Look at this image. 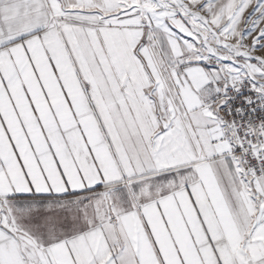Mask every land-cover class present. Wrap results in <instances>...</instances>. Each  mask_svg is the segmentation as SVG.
I'll return each instance as SVG.
<instances>
[{"label": "snow or ice", "instance_id": "obj_1", "mask_svg": "<svg viewBox=\"0 0 264 264\" xmlns=\"http://www.w3.org/2000/svg\"><path fill=\"white\" fill-rule=\"evenodd\" d=\"M0 264H264V0H0Z\"/></svg>", "mask_w": 264, "mask_h": 264}]
</instances>
